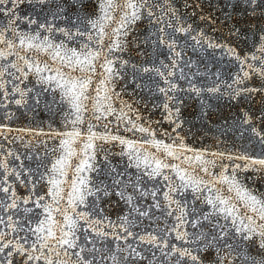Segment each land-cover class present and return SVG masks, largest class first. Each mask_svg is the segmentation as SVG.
<instances>
[{
	"label": "snow or ice",
	"instance_id": "snow-or-ice-1",
	"mask_svg": "<svg viewBox=\"0 0 264 264\" xmlns=\"http://www.w3.org/2000/svg\"><path fill=\"white\" fill-rule=\"evenodd\" d=\"M0 264H264V0H0Z\"/></svg>",
	"mask_w": 264,
	"mask_h": 264
},
{
	"label": "water",
	"instance_id": "water-1",
	"mask_svg": "<svg viewBox=\"0 0 264 264\" xmlns=\"http://www.w3.org/2000/svg\"><path fill=\"white\" fill-rule=\"evenodd\" d=\"M250 174V173H249Z\"/></svg>",
	"mask_w": 264,
	"mask_h": 264
}]
</instances>
